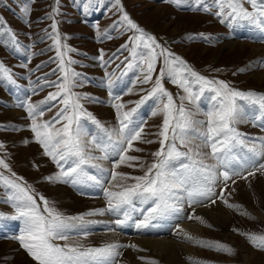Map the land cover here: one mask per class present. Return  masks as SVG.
Masks as SVG:
<instances>
[{"label":"rangeland","instance_id":"374dc122","mask_svg":"<svg viewBox=\"0 0 264 264\" xmlns=\"http://www.w3.org/2000/svg\"><path fill=\"white\" fill-rule=\"evenodd\" d=\"M243 6L252 8L250 3ZM218 10L215 0H200L199 3L197 0H119L118 3L117 0H0V24H5L3 31L7 33L10 27L18 41L13 44L5 34L0 42V62L10 69L16 80L15 84L7 86L0 83V159H4L10 169L0 166V174L27 188L41 209L43 202L39 198L42 196L49 207L65 216L106 210L103 214L85 215L84 220L89 223L66 233L67 241L54 240V243L83 247L107 243L134 245L118 249L121 253L116 258L118 264H176V261L181 264H264V249L253 247L247 238L264 235V168L260 167L264 165V156L254 167L246 165L239 170V175H232L223 199H218L214 205L209 200L192 203L185 197L179 214L157 219L146 229H138L135 221L144 218L141 213L147 214L145 210L149 205L137 203V211L131 213V218L123 225H116L114 221L125 219L124 214L107 211L108 198L104 195L105 189L120 191L122 188L116 185L127 187L135 183L126 177L144 175L147 167L157 159L152 154L161 147L162 107L167 97L158 93L139 107L137 103L154 87L161 68L164 69L163 88L172 95L175 106L183 103L191 111L193 120L206 121L215 104L211 99L215 95L212 86L200 92L204 87L202 83L190 85L195 89L192 103L186 99L182 101L181 97L187 94L172 82L175 74L169 75L163 56H158L153 79L148 83H142L145 74L142 68L146 65L126 70V58L131 59L129 37L139 33L122 20L124 13L156 39L160 45L155 49L158 54L167 49L208 80L224 81L233 89L264 93V26L238 21L229 27L227 23H220L221 18L215 15ZM53 20L57 24L59 46L53 43ZM126 42L129 48H121ZM225 42L230 43L225 45ZM58 47L65 67L79 74L71 77L75 85L71 92L87 94L78 101L85 113L80 117V124L86 133L81 136L86 153L101 157L99 149L87 143L104 136L100 125L106 129L119 127L114 104L123 103L121 111L135 108L133 119L144 128L142 139L135 141L133 149L127 152L138 160L119 163L117 152L109 150L107 159L90 160V164H97L99 168L83 166L90 175L101 179L100 184L88 181L73 185L45 179L61 169L44 155L31 131L32 119L26 108L19 106L32 103L42 109L43 116L38 115L37 122L52 120L62 107L60 99L41 103L49 93L58 91L57 87L45 85L46 80L58 82V77L62 76L59 70L55 74L52 72L60 63L56 57ZM186 76L194 80L184 73L180 78ZM238 103L243 105L246 115L235 124L236 129L251 138L246 141L248 143L257 138L264 139V119L255 120L256 115H261L258 106L239 100ZM87 114H91L99 125L88 119ZM195 128L204 130L206 125L197 123ZM149 140L152 143L145 142ZM175 143L180 151L187 152L192 148L194 151L189 155L193 159L204 158L194 155L196 146L201 144L200 139L189 136L183 147L179 140ZM198 150L210 152L206 147ZM204 159L206 163H217L211 157ZM181 162L189 161L181 158ZM113 171L124 176H117L112 181ZM252 171L256 174L243 178ZM12 173L16 175L12 176ZM224 187L225 182L220 177L212 185V198L216 199ZM14 194V189L0 186V213L4 214L0 217V264H37L15 239L22 234V221L9 218L16 214L15 204L9 200ZM225 200L234 207H228ZM189 215L199 216L201 220L188 219ZM185 234L191 239H186ZM144 239L171 244L176 248V258L168 249L157 250L144 245ZM198 240L224 244L232 251L204 247L196 243Z\"/></svg>","mask_w":264,"mask_h":264},{"label":"snow or ice","instance_id":"6c2138e0","mask_svg":"<svg viewBox=\"0 0 264 264\" xmlns=\"http://www.w3.org/2000/svg\"><path fill=\"white\" fill-rule=\"evenodd\" d=\"M119 0H117V3ZM170 2H179V0H170ZM200 0H197L199 3ZM218 11L215 13L220 17V23H227L232 27L235 22H245L252 25L264 26V0H215ZM244 3L252 5L251 10L245 8ZM207 10V9H205ZM122 20L127 26L135 30L139 35L129 37L132 42L130 48V57L126 58L127 63L125 69L142 68L144 71L142 83H148L153 79L152 73L155 70L158 56H163L165 64L169 68V75L175 74L172 82L177 84L187 94L181 97V100H188L192 103L195 95V89L192 84H203L200 89L203 92L209 86H212L215 95L211 97L215 102L214 109L208 113L206 121H195L192 119V113L185 108L181 103L178 107L175 106L172 95L167 92L162 86V78L164 69L161 68L160 75L155 79L154 87L149 90L137 103L139 105L145 103L146 100L153 98L158 93L162 97H167V101L163 103L162 111L164 119L162 128L159 132L161 139L159 144L160 149L152 155L157 159L154 160L144 172L142 176H127V179L134 180L135 183L127 187H121L120 191L104 190V195L108 198L107 211L123 212L125 219H116V225H123L127 219L131 218V213L137 211V203L149 205L145 210L147 214L143 219L135 221V226L138 229H146L152 226V222L166 218L172 214H179L182 211V203L187 199L192 202H203L209 200L213 205L218 199H223L227 191V181L232 175H239L241 169L246 165L255 166L259 158L264 156V139H254L248 143L250 137L239 132L235 124L246 115L243 111V105L238 103L246 102L248 105L258 106L261 115H256L255 120L264 119V93H258L255 90H238L230 88L224 81L208 80L195 71L187 67L179 56L170 53L167 49H163L161 53L155 51L160 47L156 39L140 29L124 13ZM6 23V22H5ZM5 24H0V42L7 34L9 41L17 44V37L14 32L8 28L5 33L3 28ZM53 43L59 46L60 38L56 34L57 24L53 20L52 25ZM67 48V46H64ZM121 48H129L126 42L120 46ZM56 57L60 63L57 69H53L55 74L57 70L62 73L56 81H45L46 86H54L58 91L49 93L42 104H47L49 101H57L60 99L62 107L58 110L55 117L46 122H37L36 117L43 116V110L39 109L32 103H21L20 107H25L27 115L32 119L31 131L34 133L35 141L41 145L44 155L50 157L59 167L60 172L54 176L45 177L47 180L57 182H66L73 185L85 184L92 181L95 184H100L101 179L96 175H90L83 166L88 165L91 168H99L97 164H90V160L103 158L107 159L109 150H114L119 156V163L125 161H136L139 158L127 155L129 150L134 147L135 141H140L144 134V128L141 124H136L133 119V114L136 109L129 111H121L124 108L123 103L114 104L117 109L118 128L106 129L102 128L104 136L97 140L88 141L89 144H94L101 152V157H93L84 150V142L81 139L83 132L80 117L84 115L83 106L79 104V99L87 94H76L71 92L74 87V82L71 77L79 75L70 68L65 67L63 54L57 49ZM101 58L103 53L101 50ZM69 64L73 61H68ZM264 63V61H262ZM179 66V67H177ZM39 67V66H37ZM181 73L188 74L194 80L180 78ZM0 83L15 84L16 80L10 69L0 62ZM111 83V81H110ZM219 85V87H216ZM198 100L199 96H195ZM71 107V111L69 110ZM155 114V113H154ZM88 119L99 125L91 114H87ZM175 121V123H173ZM197 123L206 125L204 130L195 128ZM60 124V127H56ZM171 134V138L170 135ZM189 136H194L201 140V144L196 146L194 155L196 157H211L217 163H206L204 158L193 159L189 153H193V149L189 148L187 152L180 151L175 141L179 140L180 146H186ZM152 143V141H145ZM27 143V141H25ZM2 147V145H0ZM210 148V152H201L200 148ZM139 151L140 149H136ZM181 158H186L189 162H181ZM115 163V162H114ZM0 166L9 170V165L4 159H0ZM135 166V165H129ZM142 166V165H141ZM264 168V165H260ZM223 169L222 171H218ZM255 171L248 172L244 179L248 176L255 175ZM12 173V176H15ZM117 176L124 174L113 171L111 180H116ZM222 177L225 182V187L221 188L219 195L213 199L212 185ZM20 179V178H17ZM0 186L15 190V194L9 197V200L15 204L16 214L9 217L13 220L22 221V234L16 236L28 255L37 262V264H118L117 257L121 255L118 251L120 247H134V245H120L117 243H107L102 246L83 247L78 244L65 243L63 245L54 243V240H68L66 233L69 231L81 228L86 222L85 215L95 213L103 214L105 209L90 210L88 213L79 214L76 216H65L57 212L54 208L48 206V201L44 197L39 199L43 202V208L37 203L36 197L29 193L27 188L17 183L16 181L0 174ZM235 180L232 181L235 184ZM228 207L234 205L224 201ZM4 214L0 213V217ZM201 220L199 216L189 215L188 219ZM86 235V234H85ZM186 239H191L185 234ZM253 247L264 249V235L247 237ZM196 243L209 248H216L220 251L231 252L232 249L224 244L217 242L196 241Z\"/></svg>","mask_w":264,"mask_h":264},{"label":"bare ground","instance_id":"6f19581e","mask_svg":"<svg viewBox=\"0 0 264 264\" xmlns=\"http://www.w3.org/2000/svg\"><path fill=\"white\" fill-rule=\"evenodd\" d=\"M230 42H225L224 44L226 45V44H229ZM60 188H62L61 186H60ZM190 227V226H189ZM145 242V243H144ZM142 243L145 245H149V246H152V247H154V248H156L157 250H160V248H164V249H168L169 251H170V253H173V256H175V253L177 252L176 251V248L174 249V247L171 245V244H169V243H164V242H162V241H158V240H147V239H144L143 241H142ZM11 245H13V244H11ZM14 246V245H13ZM246 252V251H245ZM247 257V256H246ZM250 257V256H249ZM249 257H247V258H249ZM175 258H176V256H175ZM173 260V259H172ZM175 260V259H174ZM177 263L176 264H181L180 262H178V261H176Z\"/></svg>","mask_w":264,"mask_h":264}]
</instances>
